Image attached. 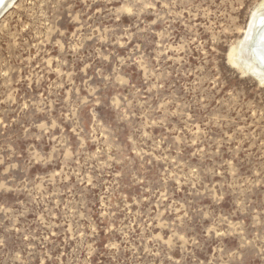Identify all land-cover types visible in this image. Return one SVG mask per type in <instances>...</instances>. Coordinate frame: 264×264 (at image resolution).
<instances>
[{
  "label": "rangeland",
  "instance_id": "1",
  "mask_svg": "<svg viewBox=\"0 0 264 264\" xmlns=\"http://www.w3.org/2000/svg\"><path fill=\"white\" fill-rule=\"evenodd\" d=\"M260 2L13 1L0 264H264V85L228 58Z\"/></svg>",
  "mask_w": 264,
  "mask_h": 264
},
{
  "label": "bare ground",
  "instance_id": "2",
  "mask_svg": "<svg viewBox=\"0 0 264 264\" xmlns=\"http://www.w3.org/2000/svg\"><path fill=\"white\" fill-rule=\"evenodd\" d=\"M0 0V16L7 10V7H10L13 4L14 0ZM261 19L264 20V3L260 2V5L258 4L255 9L251 12L250 20L248 23V26L246 25L244 33L239 39L237 45L233 46L229 52H228V58L231 61L232 64L237 66L241 71L245 73H252L256 75L259 79V82H261L264 85V55H260L261 63L263 67L260 66V62L256 60L253 52L251 53L248 51L245 47H241V42H243V37H246V35L249 33L250 28L253 26V23L255 20ZM252 24V26H251ZM248 27V28H247ZM245 35V36H244ZM257 48H260L264 46V30L262 31L261 36L256 41ZM258 55V54H257Z\"/></svg>",
  "mask_w": 264,
  "mask_h": 264
},
{
  "label": "water",
  "instance_id": "3",
  "mask_svg": "<svg viewBox=\"0 0 264 264\" xmlns=\"http://www.w3.org/2000/svg\"><path fill=\"white\" fill-rule=\"evenodd\" d=\"M2 1H1V3H2ZM8 8L9 7H7L6 9H8ZM249 20H250V18H249ZM248 23H249V21H248ZM247 26H248V24H247ZM251 26H252V24H251ZM263 30H264V20H261V19L257 20L256 19L253 23V26L250 28L249 33L246 35V37H243V42H241V45H242L241 47H245L251 53L253 52L256 60H258V62H260L261 67H263V65L261 63L260 55H264V46L256 49L257 48L256 41L261 36ZM250 75H252L255 79H257V81H259V79L256 75H254L252 73H250Z\"/></svg>",
  "mask_w": 264,
  "mask_h": 264
}]
</instances>
